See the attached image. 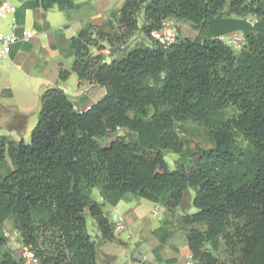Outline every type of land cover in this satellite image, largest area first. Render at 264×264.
<instances>
[{
  "label": "trees",
  "instance_id": "obj_1",
  "mask_svg": "<svg viewBox=\"0 0 264 264\" xmlns=\"http://www.w3.org/2000/svg\"><path fill=\"white\" fill-rule=\"evenodd\" d=\"M33 1L69 12L77 0ZM116 14L108 33L81 21L69 39L71 69L58 73L60 83L73 74L104 96L80 111L58 87L45 88L29 143L0 137V164L12 168L0 173V247L9 223L37 264H97L86 216L112 242L106 204L131 195L173 218L192 189L196 212L175 221L191 264H226L214 254L220 241L228 264H264V0H125ZM169 20L207 37L164 48L150 33ZM137 33L150 44L106 62V47L113 53ZM232 34L244 38L237 54L221 40ZM184 123L203 127L213 147H185L176 132ZM163 152L176 156L172 170ZM168 223L152 232L161 245L174 234ZM0 264L25 262L4 251Z\"/></svg>",
  "mask_w": 264,
  "mask_h": 264
},
{
  "label": "rangeland",
  "instance_id": "obj_2",
  "mask_svg": "<svg viewBox=\"0 0 264 264\" xmlns=\"http://www.w3.org/2000/svg\"><path fill=\"white\" fill-rule=\"evenodd\" d=\"M7 1L16 5L18 8L17 12H20V10L24 12L25 27L37 32L36 27H33L32 23L35 2L33 0ZM99 1L100 0H94L93 2L88 0H77L76 4L80 9L79 11L73 12L72 16L89 12ZM124 1L125 0H111V12L116 14ZM40 15L42 16L40 25L46 23L50 30L59 27L60 23L67 18L65 12L59 11L56 8L48 12L40 10ZM109 18L113 31L119 30L117 14ZM139 19L141 21V18ZM8 20L9 19L0 21V29L3 30L7 27ZM176 25L178 26L180 40H203L207 37L206 33H200L194 30L187 22H178ZM35 35V39L44 44L45 34L40 35L38 32ZM139 44H150V40L145 37L144 34L137 33L134 37L127 38L125 44L114 47L116 49L113 53H110V49L106 47L102 54L105 56L106 62L109 63L111 60L110 56L120 58L127 51ZM243 46L244 45L238 46V48H232V50L237 54ZM33 75H35V73ZM33 75L28 76L23 71L16 70L12 65L0 64V104L3 107L0 109V137L11 136L12 139H17L16 136L20 133L18 141L22 139L25 144L29 143L30 133L35 127L40 109L39 99L37 100V98L42 92V89L39 88L42 83L39 84V82L34 79ZM87 93L88 90L80 91L79 96H84ZM74 108L79 110L76 106H74ZM18 113H24L23 115L25 116V121L23 126L21 124L19 133L15 129H12L18 124V121L14 119L15 114ZM233 114V111L229 110L227 112V118ZM176 132L181 142L189 149L199 148L208 150L213 147L206 130L201 126L192 123H184L177 125ZM123 135L126 136V134L122 132L121 136ZM126 137L128 138V136ZM114 139V137H111L107 139L106 143H110ZM236 140L241 141L239 138ZM240 144L242 143L240 142ZM163 155L166 163L172 170L174 168V162L177 159L176 156L168 152H163ZM95 194L96 191L94 190V198ZM193 195L192 189H188L184 193L182 203L176 209L173 218L167 217L165 211L160 207H154L152 211L137 205L149 221L144 224L139 223V225H137V223H135L131 225L129 227L131 230L126 231L125 229L123 232L117 234V238L112 242L101 241L93 221L86 216V229L91 241L96 245L98 264H165L167 260H174V264L192 263L184 235L175 230V221L179 215H190L196 212L192 205ZM136 202H139V200L133 201L134 204ZM166 220L169 221L167 230L174 231V234L164 245H161L158 238L152 235V232L159 228L162 222ZM3 226L2 233L7 234L6 237L8 241L4 247H0V255L4 251H9L13 253L16 258H21L19 253L20 239L18 235L11 229L9 223H5ZM118 238H120V240ZM207 248L209 249V247ZM228 253L224 243L220 241L217 250L214 251L215 256L222 262L228 264L230 262Z\"/></svg>",
  "mask_w": 264,
  "mask_h": 264
},
{
  "label": "crops",
  "instance_id": "obj_3",
  "mask_svg": "<svg viewBox=\"0 0 264 264\" xmlns=\"http://www.w3.org/2000/svg\"><path fill=\"white\" fill-rule=\"evenodd\" d=\"M2 1L3 0H0V2ZM93 1L94 0H91V2ZM79 9L80 7L76 4L73 10L65 12L67 18L60 23V26L50 30L46 23H42L40 25L42 16L40 15V9L35 6L32 23L33 27H36L37 32L33 29H27L25 27V15L23 11L20 10V12H16V24L20 28L32 30L34 34H37L38 32L40 35L45 34V42L44 44L40 43L35 39L36 35H34V37L27 42L14 43L11 46L8 58L1 63L4 65L7 64L8 66L12 65L14 68H16V70H21L28 76H32L35 73V75H33L34 79L39 82V84L42 83L39 86L40 89L43 90L48 87H58L70 98L73 106H76L81 111L99 101L104 96L105 90L99 87L88 86L87 84H79V81L73 74L69 76L66 82L60 83L58 81V73L61 69L66 71H70L71 69L73 55L70 49L69 39L74 37L80 31L82 20L87 19L89 23L102 28L104 32H110L106 22L109 13L111 12V0H104V3L103 0H100L89 12L85 14L79 13V15L72 16V13L79 11ZM11 24L12 19H9L7 27H5L3 30L0 29V31L4 34H8ZM83 90H88V93L84 96H79V92ZM38 99L39 97L37 100ZM1 108L3 107L0 104V109ZM23 114L24 113H18L15 114L14 117V119L18 121V124H16V126L14 124L15 127L12 129H15L18 131V133L21 124L23 126L25 121V116ZM9 138L12 139L11 136H9ZM16 138L17 139L12 140L18 141V138H20V133L16 136ZM11 170L12 168L8 159H5L3 163L0 164L1 175L6 176L11 172ZM94 200L101 202V198L99 195H97V191ZM131 200H139V202H136L135 205ZM137 205L152 211L154 207H160L148 201L127 195L115 206L106 204L103 207V213L108 217L111 223L117 216H123L126 225L125 229L126 231H129L131 230L129 228L131 225L135 223H137V225H139V223L144 224L149 221V219L143 214ZM114 236L116 239L117 234H114ZM118 239L120 240V238Z\"/></svg>",
  "mask_w": 264,
  "mask_h": 264
},
{
  "label": "built area",
  "instance_id": "obj_4",
  "mask_svg": "<svg viewBox=\"0 0 264 264\" xmlns=\"http://www.w3.org/2000/svg\"><path fill=\"white\" fill-rule=\"evenodd\" d=\"M17 8L7 0L0 2V21L12 19V24L9 28V33L4 34L0 31V63L8 58L12 44L17 42H27L34 37L32 30L20 28L15 21V14ZM150 37L160 44L162 47L167 48L178 41L179 31L178 26L173 21H165L161 28L154 30L150 33ZM221 40L231 48H238L244 45V38L241 34H232ZM87 107L86 109H88ZM125 230V221L122 216H117L113 220V233L119 234ZM6 237L7 234L4 233ZM20 256L26 264H37L33 253L25 246L20 245ZM191 264V263H186Z\"/></svg>",
  "mask_w": 264,
  "mask_h": 264
}]
</instances>
